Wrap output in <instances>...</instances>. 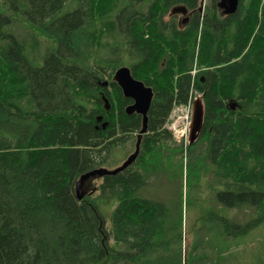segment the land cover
I'll list each match as a JSON object with an SVG mask.
<instances>
[{
    "label": "trees",
    "instance_id": "16d2710c",
    "mask_svg": "<svg viewBox=\"0 0 264 264\" xmlns=\"http://www.w3.org/2000/svg\"><path fill=\"white\" fill-rule=\"evenodd\" d=\"M219 1L0 0V264H234L264 238V0ZM123 67L153 91L147 132L80 201L83 175L136 150ZM196 94L188 145L166 126ZM162 184L174 195L143 193Z\"/></svg>",
    "mask_w": 264,
    "mask_h": 264
},
{
    "label": "water",
    "instance_id": "95a60500",
    "mask_svg": "<svg viewBox=\"0 0 264 264\" xmlns=\"http://www.w3.org/2000/svg\"><path fill=\"white\" fill-rule=\"evenodd\" d=\"M239 5V0H221L218 4V7L223 11L225 15L234 14ZM188 10L184 6H177L172 9V15H187ZM114 80L118 83L122 92L127 99H131L133 104L130 105L126 112L128 115L132 113H137L142 116V129L138 136V141L136 144V151L132 154L120 167L114 170H108L105 168L96 169L85 175H83L79 181L76 183V193L78 200H82L84 194L82 192V187L85 183L91 178L103 177L106 175H117L118 173L127 169L132 165L137 159L140 152V143L141 137L147 132V123L148 117L147 113L151 106V101L153 98V91L150 87L145 86L141 81L135 80L131 75L130 69L123 67L116 71ZM105 87L108 86V83L103 84ZM204 126V104L202 97H197L192 103V117L189 125V137L188 144L193 145L200 137Z\"/></svg>",
    "mask_w": 264,
    "mask_h": 264
},
{
    "label": "rangeland",
    "instance_id": "374dc122",
    "mask_svg": "<svg viewBox=\"0 0 264 264\" xmlns=\"http://www.w3.org/2000/svg\"><path fill=\"white\" fill-rule=\"evenodd\" d=\"M211 5V0H202L201 2V13L206 12L207 8ZM183 17H179V21H181ZM166 21H168V17H166ZM46 41H42L41 50L46 49ZM128 68V67H127ZM129 69V68H128ZM200 94H196V97H200ZM192 117V108L189 109L188 107L181 106L174 109L172 112L169 122L167 124V129L172 132L173 137L177 142H185L188 144V137H189V125L191 122ZM101 184V180L98 179H91L87 181L86 185L82 188L83 193L89 192ZM173 187V188H172ZM170 188V190H168ZM164 184L162 185H151L144 188L143 193H146V197H157L163 196L165 197L166 194L168 196L171 193L174 195V191H176V186L168 187ZM85 196V195H84ZM184 207V206H183ZM185 210V208H184ZM230 215L237 219L240 222H245L249 220L248 218L251 216V210L244 209L243 211L238 210H231L229 211ZM186 217V213H184ZM186 219V218H185ZM106 220L110 223V215H106ZM250 237V236H249ZM187 244L191 242L190 239L187 240ZM242 242V241H241ZM264 238L260 236V230H257V233L253 235L252 238H246L240 245V248L236 250L238 254V258L235 259V263L237 264H255V259L258 257L259 253H264ZM187 246V245H186ZM186 250V247L184 248ZM234 263V264H235Z\"/></svg>",
    "mask_w": 264,
    "mask_h": 264
}]
</instances>
